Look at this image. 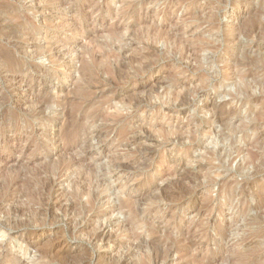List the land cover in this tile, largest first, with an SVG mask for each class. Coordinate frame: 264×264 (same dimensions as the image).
Listing matches in <instances>:
<instances>
[{
  "label": "rangeland",
  "instance_id": "rangeland-1",
  "mask_svg": "<svg viewBox=\"0 0 264 264\" xmlns=\"http://www.w3.org/2000/svg\"><path fill=\"white\" fill-rule=\"evenodd\" d=\"M203 255L264 264V0H0V264Z\"/></svg>",
  "mask_w": 264,
  "mask_h": 264
},
{
  "label": "bare ground",
  "instance_id": "bare-ground-1",
  "mask_svg": "<svg viewBox=\"0 0 264 264\" xmlns=\"http://www.w3.org/2000/svg\"><path fill=\"white\" fill-rule=\"evenodd\" d=\"M252 18V17H251ZM258 20V19H257ZM253 23V22H252ZM256 25V24H255ZM254 25V26H255ZM258 28V27H257ZM249 29V28H248ZM263 30V29H262ZM149 33V32H148ZM246 33V32H245ZM249 33V32H248ZM155 35V34H154ZM248 35V34H247ZM253 35V34H252ZM158 36V35H157ZM250 37V36H249ZM251 38V37H250ZM253 38V37H252ZM160 39V38H159ZM158 39V40H159ZM249 39V38H248ZM175 41V40H174ZM178 41V40H177ZM238 41V40H237ZM188 49V48H187ZM8 55V54H7ZM10 57V56H9ZM263 57V56H262ZM249 58V57H248ZM238 61V60H237ZM236 61V62H237ZM239 63V62H238ZM240 77V76H239ZM235 78V77H234ZM241 79H242V82H244L245 81V78H242V77H240ZM240 78L238 79L239 81H241L240 80ZM250 79V78H249ZM237 80V81H238ZM235 81V80H234ZM236 81V82H237ZM249 82V81H248ZM240 83V82H239ZM239 83L237 82L236 84L237 85H239ZM242 85V84H241ZM258 87V86H257ZM263 88V87H262ZM236 90V89H235ZM235 92H237V91H235ZM59 93V92H58ZM244 93V92H243ZM251 93V92H250ZM239 94H241V93H239ZM246 94V93H245ZM175 95V94H174ZM175 97H177V95L175 96ZM47 99V98H46ZM175 100V99H174ZM186 100V99H185ZM63 101V100H62ZM41 102H42V100H41ZM40 102V103H41ZM45 102V101H44ZM33 104V103H32ZM42 104V103H41ZM39 105V104H38ZM31 106V105H30ZM220 119V118H219ZM220 121V120H219ZM94 122V121H93ZM217 122V121H216ZM221 122V121H220ZM84 127V126H83ZM71 128V127H70ZM208 150H210V149H208ZM244 150V149H243ZM235 151V150H234ZM209 152V151H208ZM237 152H238V150H237ZM236 152V153H237ZM223 153V152H222ZM227 153H228V151H227ZM240 153V151L237 153V154H239ZM210 154V156L212 157V159L213 158H215V157H217L218 156V154H219V151H216L215 149L212 151V152H210L209 153ZM226 154V153H225ZM147 155V154H146ZM145 155V156H146ZM255 155V154H254ZM140 156V155H139ZM226 156V155H225ZM242 157V156H241ZM240 157V158H241ZM225 158V157H224ZM261 158V157H260ZM256 159H257V157H256ZM145 160V159H144ZM254 160V159H253ZM79 161V160H78ZM141 161V160H140ZM245 162V161H244ZM252 162V161H251ZM256 162H258V160L256 161ZM249 163V162H248ZM80 164V163H79ZM244 164V163H243ZM253 164V163H252ZM13 165V164H12ZM81 165H83V164H81ZM139 165V164H138ZM247 165V164H246ZM250 165V164H249ZM248 165V166H249ZM77 166V165H76ZM116 166V165H115ZM137 166V165H136ZM184 166V165H183ZM241 166V165H240ZM247 166V167H248ZM250 167V166H249ZM259 167V166H258ZM45 168V167H44ZM256 169V168H255ZM141 170V169H140ZM258 170V169H257ZM144 171V170H143ZM35 172V171H34ZM55 174V173H54ZM256 174V173H255ZM53 175V174H52ZM252 175V174H251ZM250 175V176H251ZM23 177V176H22ZM86 177V176H85ZM131 178V177H130ZM53 179V178H52ZM84 179V178H83ZM182 180V179H181ZM103 181V180H102ZM52 183V182H51ZM98 183V182H97ZM44 185V184H43ZM87 186V185H86ZM95 186V185H94ZM170 188V187H169ZM87 189V188H86ZM165 190V189H164ZM171 190V189H170ZM162 191V190H161ZM176 191V190H175ZM31 192V191H30ZM32 192H34V191H32ZM36 192V191H35ZM87 194H88V192H86ZM85 193V194H86ZM185 193V192H184ZM46 194V193H45ZM27 195V194H26ZM97 195V194H96ZM95 194H93V196H94V198L96 199V196ZM100 195V194H99ZM92 196V197H93ZM164 196H166V195H164ZM38 197V196H37ZM163 198V197H162ZM44 201V200H43ZM117 208V207H116ZM116 208H114V210L116 209ZM134 209V208H133ZM119 210V209H118ZM19 212V211H18ZM262 215V214H261ZM44 216V215H43ZM37 219V218H36ZM39 219V218H38ZM10 221V220H9ZM38 221V220H37ZM35 222V221H34ZM7 224V223H6ZM25 227V226H24ZM34 227H36V226H34ZM33 228V227H32ZM130 228V227H129ZM232 229V228H231ZM224 232V231H223ZM206 235V234H205ZM104 235H103V233H100V234H97V235H95V239H99V238H101V237H103ZM131 240V239H130ZM107 241V240H106ZM26 243V242H25ZM191 243V242H190ZM30 246H33V244L31 243V245ZM163 250V249H162ZM167 251V250H166ZM208 251V250H207ZM183 252V251H182ZM208 253V252H207ZM206 254V253H205ZM226 254H227V252H226ZM161 255V254H160ZM163 255V254H162ZM190 255V254H189ZM204 256V255H203ZM185 257H187V256H185ZM184 257V258H185ZM160 258V257H159ZM222 258V257H221ZM162 259V258H161ZM158 259L156 258V260L154 261V262H156ZM216 260H218L216 257L215 258H213L212 259V257H206V256H204L203 258H201L200 260H197V258L196 257H194V258H192V260H191V264H214V262H216ZM236 260V259H235ZM161 261V260H160ZM153 262V261H152ZM178 262V261H177ZM180 262V261H179ZM238 262H239V260H238ZM116 263V262H115ZM114 263V264H115ZM233 263V262H232ZM235 263V262H234ZM189 264V263H188ZM230 264V263H229Z\"/></svg>",
  "mask_w": 264,
  "mask_h": 264
}]
</instances>
